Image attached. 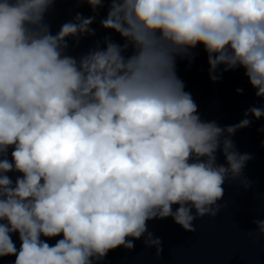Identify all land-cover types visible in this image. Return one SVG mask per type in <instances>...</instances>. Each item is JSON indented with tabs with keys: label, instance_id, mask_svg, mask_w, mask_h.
<instances>
[{
	"label": "clouds",
	"instance_id": "9594fccd",
	"mask_svg": "<svg viewBox=\"0 0 264 264\" xmlns=\"http://www.w3.org/2000/svg\"><path fill=\"white\" fill-rule=\"evenodd\" d=\"M74 2L93 14L53 33L57 0H0V259L101 264L142 238L159 259L149 222L195 233V221L221 212L226 182L253 186L243 170L254 157L232 137L264 107L223 127L203 120L177 62L202 48L212 83L243 69L264 99V0ZM105 5L109 35L70 55L96 35ZM252 223L248 236L264 237V220Z\"/></svg>",
	"mask_w": 264,
	"mask_h": 264
},
{
	"label": "water",
	"instance_id": "95a60500",
	"mask_svg": "<svg viewBox=\"0 0 264 264\" xmlns=\"http://www.w3.org/2000/svg\"><path fill=\"white\" fill-rule=\"evenodd\" d=\"M76 12L85 17L93 14L88 5L77 7L74 0H57L47 18L52 32L58 31L60 25L71 20ZM106 12L107 5L92 25L96 35L82 38L70 55L87 52L95 41L102 42L109 35L99 24ZM112 38L120 41L116 34H112ZM72 43L70 41V46ZM197 52L191 64L187 60H178L177 74L184 81L185 90L192 94L203 120H216L223 127L241 121L245 111L252 106L264 107V99L256 98L243 69L224 73L219 82L212 83L206 54L202 48ZM237 88H243V94L238 95ZM261 128H264V118L253 119L248 128L237 131L232 137L239 152L254 157L243 170V175L253 182L252 188L245 191L226 182L224 197L218 202L224 205L221 212L215 219L205 217L195 221V233L184 231L171 218L149 222L148 230L162 240L163 251L159 259L156 249L146 248L142 238L134 242L132 251L118 248L109 252L101 264H264V237L254 240L248 236L249 231L255 230L253 220H264V132L259 131ZM224 162L218 153V163ZM9 175L15 179L17 174ZM13 240L19 248L18 235H14ZM48 242L54 244L55 240ZM14 259H0V264H13Z\"/></svg>",
	"mask_w": 264,
	"mask_h": 264
}]
</instances>
